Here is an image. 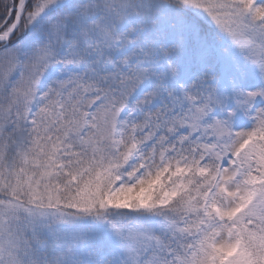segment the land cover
I'll return each instance as SVG.
<instances>
[{"label": "snow or ice", "instance_id": "6c2138e0", "mask_svg": "<svg viewBox=\"0 0 264 264\" xmlns=\"http://www.w3.org/2000/svg\"><path fill=\"white\" fill-rule=\"evenodd\" d=\"M0 264H264V0H0Z\"/></svg>", "mask_w": 264, "mask_h": 264}]
</instances>
